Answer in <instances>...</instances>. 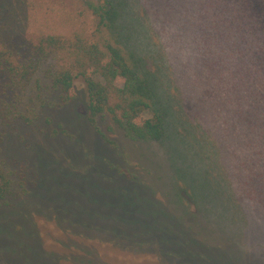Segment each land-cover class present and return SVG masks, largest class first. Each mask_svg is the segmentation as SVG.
I'll return each mask as SVG.
<instances>
[{"label": "rangeland", "instance_id": "rangeland-1", "mask_svg": "<svg viewBox=\"0 0 264 264\" xmlns=\"http://www.w3.org/2000/svg\"><path fill=\"white\" fill-rule=\"evenodd\" d=\"M105 2L1 0L0 46L15 51L19 57H26L31 54L32 46L44 36L72 39L80 35L104 51H109L110 47H123L114 29L110 31L99 26V19L90 7V4L104 6ZM116 2L123 4L124 26L141 32L142 36L138 35L141 46L133 44L134 39L132 45H139L140 50L150 44L163 47L170 62V75L175 77L174 92L176 90L179 96L181 93L186 113L199 119L208 130L209 135H203L202 142H211L219 153L215 158L212 153L217 152L210 146L203 148V154L196 147H191L192 155L184 160V165L180 163V152H184L180 150L183 149L180 148V132H173L174 138L168 137L164 142H133L110 119L99 120L101 131L113 144L104 142L88 121L86 84L77 79L78 97L72 104L64 108H47L34 126L18 123L5 128L0 137V164L15 173L13 179L17 194L9 198V206L12 210L20 206L22 214L19 216L24 214L27 217V220L18 218L26 224L19 223L16 228L30 225L41 234L42 243L48 249L54 250L60 243V255L66 253V246L78 244L92 251L99 264H161L155 247L146 251V247L138 249L140 243L154 240L155 236L147 235L144 241L142 237L133 238L119 246L107 244L104 233L98 234L99 240L89 233L78 236L88 230L85 227H98L104 231L113 229L116 227L114 218L125 216L129 210L135 212L131 216L136 224L134 228L142 219L153 222L155 216L152 213H144L138 208L143 203L150 207L149 211L160 213L158 219H166L170 224V227H165V250H183L184 240L180 231H189L195 222L197 225L193 230H198L203 236L215 240L225 230L230 239H225L224 243L238 248L241 253L247 252L245 256H236L230 249L226 257L219 259L223 264H264V153L256 151L260 154L258 158L254 154L257 145L252 142L246 146L251 142L252 133L248 127L241 124L235 129L228 123L232 117L229 111L228 114L216 112L219 101L225 102L233 112L232 102L228 103L218 90H213L216 94L211 100L204 102L200 98L209 86L217 89L215 72L219 71L213 64L217 55L206 53L202 46L205 41L208 44L214 39L198 40L203 34L201 30L206 27L197 19L199 10L191 5L190 0ZM118 33L122 34L120 29ZM56 59L61 65L67 62L63 54H53L47 65L56 63ZM174 109L180 116V103ZM205 109L217 116L205 112ZM191 120V125H194L196 122ZM58 123L64 125L71 138L52 137ZM207 148L211 151L204 153ZM248 151L253 152L249 156L256 159L254 162H249ZM183 168L188 171L182 174H190L195 179L194 192L199 196L204 193L210 195L206 210L215 208L210 215L196 214L199 206L192 197V188L188 189L189 177L188 181L180 177ZM120 171H128L133 177L122 175ZM20 181L24 182L23 190ZM235 189L239 193L238 200L231 197ZM100 201L104 204L97 207ZM121 202L135 206L126 209L120 206L122 204L117 205ZM36 205L41 209L35 208ZM10 207L0 206V213L8 214ZM239 215L247 221L246 225H242ZM183 218L187 226H178ZM173 224L178 225L173 228ZM80 260L81 264L82 261L84 264H93L94 261L91 257ZM173 260L169 257L168 262L172 264Z\"/></svg>", "mask_w": 264, "mask_h": 264}, {"label": "trees", "instance_id": "trees-1", "mask_svg": "<svg viewBox=\"0 0 264 264\" xmlns=\"http://www.w3.org/2000/svg\"><path fill=\"white\" fill-rule=\"evenodd\" d=\"M116 1L106 0L104 6L90 4V7L99 19V26L112 31L114 29L124 48L110 47L109 51H104L98 44L89 43L80 35H75L72 39L44 36L37 45L32 46L31 54L26 57H19L15 51L0 46V137L3 136L5 128L18 123L34 126L41 120L42 113L47 108H64L72 104L78 97L75 81L81 79L86 84L88 95V121L104 142L113 144L101 131L99 120L110 119L133 142H164L168 137L174 138L173 132H180V148L183 147L180 150L184 151L180 152V163L184 165V160L192 155L191 147H196L203 154V148L210 146L217 152L212 153L216 158L219 152L212 143L207 140L202 142L203 135H209L208 130L199 119L186 113L181 93L179 96L176 90L174 92L175 77L170 75V62L163 47H153L150 44L140 50L142 41L138 40V35L142 36L141 32L124 26L123 4ZM190 3L199 10L198 18H195L206 24L198 40L208 37L210 41L211 38L214 39L208 44L205 41L202 46L206 53L217 55L213 64L218 66L219 71L215 72L218 77L217 89L209 86V89L201 93L200 98L204 102L211 100L216 94L213 90H218L228 103H233L232 112L225 102L219 101L215 107L216 112L228 114L229 111L232 117H229L228 123L233 124V128L237 129L242 124L250 129L253 134L250 133L251 142L246 143V146L255 143L257 149L254 154L259 158L260 154L256 151L264 153V0H190ZM119 29L122 34L118 33ZM133 39V44H139L138 47L132 45ZM53 54H63L67 62L61 65L56 59V63L48 66L47 61ZM179 103L180 116L174 109ZM210 111L207 109L205 112L211 114ZM207 113L205 114L208 117ZM215 115L217 116L215 113L212 116ZM191 119L196 122L194 125H191ZM49 122L47 120L48 124ZM52 137L72 136L62 123H58ZM208 151L211 150L207 148L204 153ZM250 154L253 152L248 151L246 156L249 162H254L256 159L249 156ZM184 171L188 170L183 168L180 177H184L185 181L189 177V183L185 184L190 186L189 190L192 188V197L198 203L199 211L196 214L203 217H206L205 214L210 215L212 210L215 211L213 207L206 210L210 195H197L193 190L195 179L190 174H182ZM120 172L127 177H133L128 171ZM13 174L15 173L0 164V203H5L0 205L2 207H10L9 198L17 194ZM19 184L23 190L24 182L20 181ZM238 194L235 189L231 197L238 200ZM103 204L100 201L96 206ZM117 205L126 209H133L135 206L125 202ZM241 206L244 208V205ZM20 208H11L8 214L0 213V264H81L80 259L85 257L94 259L93 264L100 263L88 248L73 244L74 246H66V253L60 255V243L54 250L48 249L42 243L41 234L31 229L30 225H22L17 229V224H26L18 218H27L24 214L19 216L22 214ZM35 208L41 209V206L36 205ZM138 208L144 213H152L155 220L149 223L142 219L138 221V227L134 228L136 224L131 216L135 212L129 210L125 216L114 218L116 227L113 229L104 231L98 227H85L88 230L78 236L89 233L99 240L98 234L104 233L108 236H103L107 239L105 242H110L111 246H119L133 238L142 237L144 241L147 235L155 236L154 240L142 242L139 248V245L136 247L140 250L146 247L144 251L155 247L161 264H170L169 257L174 258L172 264H223L219 259L226 257L230 249L236 256L247 254L224 243L225 239H230L225 230L221 237H215L217 241L211 240L198 230H193V226L197 225L195 222L189 231H180L184 240V245L181 246L183 250L167 251L163 242L167 238L165 227L170 225L168 221L158 219L160 213L149 211L150 207L143 203ZM248 209L252 211L250 205ZM161 215L165 217L167 214ZM239 220L243 226L246 225L247 221L243 216L239 215ZM179 222L177 225L183 227L185 218ZM177 225L173 224L172 227L176 228ZM4 241L7 243L3 244ZM214 241L219 244L215 245Z\"/></svg>", "mask_w": 264, "mask_h": 264}]
</instances>
